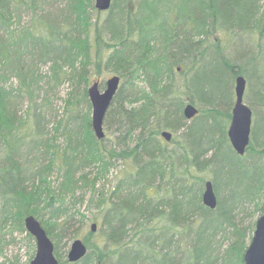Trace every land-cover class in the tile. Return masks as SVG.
I'll list each match as a JSON object with an SVG mask.
<instances>
[{
    "label": "trees",
    "instance_id": "trees-1",
    "mask_svg": "<svg viewBox=\"0 0 264 264\" xmlns=\"http://www.w3.org/2000/svg\"><path fill=\"white\" fill-rule=\"evenodd\" d=\"M161 1L112 0L100 17L94 0H0V214L18 230L33 214L63 264H243L263 211L264 0H196V12L161 10ZM233 1L241 7L239 24L228 25ZM21 8L31 12L26 22ZM246 35L263 42L251 47ZM236 38L248 51L229 56ZM205 69L218 78L215 90L200 77ZM104 73L118 74L120 83L97 138L87 87ZM237 74L246 78L252 109L243 154L227 135ZM223 79L229 85H220ZM57 97L60 108L48 118ZM186 101L198 107L190 119ZM164 129L174 132L169 140ZM116 159L129 168L104 189L98 180ZM208 167L214 208L202 202ZM220 169L225 179L218 185ZM84 201L100 219L76 207ZM236 207L252 217L249 224L237 219ZM88 220L96 222L98 239L89 226L80 237L86 253L68 261L67 240ZM218 233L228 239L216 242L220 251Z\"/></svg>",
    "mask_w": 264,
    "mask_h": 264
},
{
    "label": "water",
    "instance_id": "water-1",
    "mask_svg": "<svg viewBox=\"0 0 264 264\" xmlns=\"http://www.w3.org/2000/svg\"><path fill=\"white\" fill-rule=\"evenodd\" d=\"M112 0H94L95 7L99 11L107 10ZM100 81L94 80L88 87L87 93L91 103V127L97 138L104 136L103 121L106 111L118 89L120 76L111 74L104 80V85L100 87ZM246 78L243 74H237L234 80V102L231 109V118L227 128V135L234 150L238 154H243L250 140L252 125V109L244 101V91ZM183 115L186 119L193 117L198 107L192 102H187L183 106ZM161 135L169 140L172 133L164 129ZM202 202L214 208L217 203L216 194L211 179H206L202 191ZM26 230L35 239V252L29 264H63L54 254V243L47 234L40 221L33 215L27 214L24 217ZM96 222H91V230H96ZM87 251L85 242L80 237L71 240L68 250V261L80 259ZM97 264H103L98 261ZM243 264H264V208L255 220L254 230L251 239L243 253Z\"/></svg>",
    "mask_w": 264,
    "mask_h": 264
},
{
    "label": "rangeland",
    "instance_id": "rangeland-1",
    "mask_svg": "<svg viewBox=\"0 0 264 264\" xmlns=\"http://www.w3.org/2000/svg\"><path fill=\"white\" fill-rule=\"evenodd\" d=\"M237 2L240 4L242 3L241 0H237ZM237 2L233 1L231 3H228V5H226V15H229V14L232 15V21H230V20L227 21L228 25H231V24L233 25L234 23L236 25L239 24L237 16L241 12L240 11L241 7L237 4ZM220 6L222 7V5H220ZM159 7L161 8V10L163 8L167 9L170 7H177L178 9L180 8L179 10L189 9V11L194 10L196 12V0H162L161 3L159 4ZM19 13H20L22 22L28 21L30 16H31L30 10H28L26 8H21ZM104 15H106V10L101 11L100 17L104 16ZM235 34L237 35V31ZM214 36H216L218 38H220V37L222 38L224 36V34L222 33V31H216V33H214ZM237 37H238V35H237ZM246 37H247L248 44L251 47L257 48L263 42V40H261L260 36H258V37L254 36V37H252V39H251V36L246 35ZM226 50H227V54L229 56H231L235 52V50H236V54L237 53L240 54L242 52L248 51V49L246 48V46L244 44V39H242V38H236L234 43L230 42L229 46L227 47ZM258 60L260 61V58ZM203 73H204V75L200 76L202 81H203V78H204V80L207 79L208 81L209 80L212 81V83L214 84L213 90H215L217 88V83H219L218 78H216V76L213 77L212 75H214V74H212V72L208 69H205L203 71ZM110 75H111V73H104V74L99 76V79L101 81L102 86L104 85L103 83H104L105 78L110 76ZM208 76H210V79L208 78ZM223 81L224 82H220V85H225V86L229 85L228 80L226 81L225 79H223ZM233 88H234V82H233V86H232V91H233ZM202 89H203V92L205 94L208 95V93H210L209 88L207 86H203ZM246 91H247V86L245 88V92H244L245 94L243 96L244 101L247 103L246 98H245ZM232 93H233V96H232V102H233L234 101V91ZM26 102L27 101L24 99L23 100V106L26 104ZM187 102H189V101H186L185 104ZM193 104H195V103H193ZM60 105H61V99L59 97L54 98L53 105H52V107H53L52 111H50V112L48 111L47 117L52 118L56 109L60 108ZM195 105L197 106V104H195ZM23 106L21 105V107H23ZM58 113H60V110L58 111ZM46 126H47V124H46ZM48 126H50V123L48 124ZM47 130L50 131L49 129H47ZM171 132H173V131L171 130ZM172 134L174 135V132ZM111 136L112 135L109 133V131L106 130V140H105L106 143H109L107 138H110ZM172 146H173V143L170 142L168 147L171 148ZM18 157L22 161L27 160L26 155L24 153H22V150H21V154ZM128 165H129L128 161H124L122 159H116L114 161V167L110 168V170H109V172L105 178H101L100 180H98L97 185H99L100 187H103L104 189L114 187L116 184L119 183V181L123 177L124 173L122 171L127 170L129 168ZM89 171L91 172L90 176H92L93 175L92 172L94 171V168H90ZM219 171L222 172V175L219 173V175L217 176V184L221 185V176H222V181L224 183L225 175L223 173L224 170L222 171L220 169ZM14 172H15L14 170H10L9 172L3 171V172H1V175L3 174L2 176L7 177V176L13 175ZM203 175H205V178L211 179L212 170H210V167H208L205 171H203ZM239 175H240V173L238 171H235V176H237L236 178L240 177ZM55 176H56V174L53 172L50 178L54 179ZM151 192L154 193L155 190L151 189ZM87 196H88V192H87ZM87 196H86V198H87ZM76 207L80 211L84 212V214H86L87 216L92 217L94 214H96L98 216L97 218L100 219V214L99 213L97 214L96 210L88 211L85 209V207H86L85 201L82 203H76ZM234 213H236L237 219L239 220L242 218L244 220L243 222L245 224H249V221L252 218L250 216L246 217V216H244L243 213H240L239 207H236V209L234 210ZM258 215L259 214H257L256 216H258ZM91 221H89V220L87 221L85 229H83L82 227H81L82 229L81 228L79 229L78 237H82L83 233L88 230ZM93 221H95V220H93ZM27 232L28 231L26 230V228L20 229V230L16 229V223H12L10 221H5L2 218V215L0 214V262H5L6 264H29V261L35 252V239L33 236H28ZM227 232H228V230H226V234H228ZM98 233H99V230H96L94 232V235L92 236L93 241L98 239L97 238ZM177 235H179V234H177ZM213 238H214L213 242L216 244V246H219V244H217L216 242L222 243V245H224L225 243L228 242L227 237L222 235L221 233L216 234ZM71 240H72V238L67 240L68 242H67L66 246H69ZM221 247L222 246L218 247V251H220Z\"/></svg>",
    "mask_w": 264,
    "mask_h": 264
}]
</instances>
